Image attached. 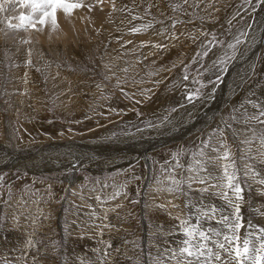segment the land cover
<instances>
[{"label":"rangeland","instance_id":"374dc122","mask_svg":"<svg viewBox=\"0 0 264 264\" xmlns=\"http://www.w3.org/2000/svg\"><path fill=\"white\" fill-rule=\"evenodd\" d=\"M85 1L82 0L79 4ZM109 1L112 0H105L103 4L99 0L96 1L99 3H93L101 10H111L115 5L111 4L114 1ZM123 1L126 4L118 12L119 19L125 22L122 29L104 22L106 14L94 11L92 17L98 16L103 23L111 25L106 30L108 33L97 29L98 23L92 22L91 30L94 34L90 39L91 44L81 45L75 37L72 38L70 46L74 50L73 54L63 48L61 34L53 33L50 41L41 40L44 56L40 60L33 55L29 56V50L15 51L10 47V43L17 40L19 34L27 32L29 35L31 28L25 32L6 30L0 37V133L6 126L15 136L16 147L26 148L30 145L44 150L47 148L44 141L49 140V137L65 141L67 135L76 144H85L74 148L63 160L60 158L59 161L64 162L63 168H55L54 172L44 171L34 175L23 169L0 170V243L2 237L5 239V232L1 237V228L9 229L6 224L12 222L15 225L12 229L19 230L14 241L16 244L20 243V251L24 249L27 252L32 261L29 264H42V261H46V264H61L63 256L65 260L62 264H70L72 257L77 258V252L81 257L87 252L103 253L102 249L114 247L118 252L115 264H119L118 259L126 260L124 264H140L139 259L142 261L143 258L146 263L149 261L157 264L160 261L162 264L163 259H166L162 251L177 249L183 239L178 230H173V226L178 224L175 219L177 214L172 207H168L170 204L180 203L182 197L174 196L172 202L164 200L162 204H153L154 201L149 202L145 198L149 192L147 190L152 189L154 192L157 188L162 193V170L175 166L174 156L184 164L190 160L189 153L196 151L201 141L214 129L223 128L224 123L228 122L234 130L240 131L246 126L231 117L242 120L254 114L253 104L264 105V4H260L259 11L253 14L254 11L251 10L257 5V0H251L250 4H244V0L242 4L241 0H198V7L195 8L192 6L193 0H188L186 4L183 0ZM17 2L19 4V0ZM25 8L23 6V10ZM229 15L233 17L227 26L220 18ZM133 16L138 18L133 19ZM175 18H179L180 22L173 27ZM11 22L17 24L19 20L12 19ZM143 24H151V27L138 33L130 32V29ZM65 25L67 22L63 24ZM249 25L250 31L239 47L238 62L224 82L225 86L219 88L223 94L220 92L216 96V100H220V97L222 99L220 107L218 100L213 106L206 108L203 112L206 113L205 117L203 113L196 115L204 105L202 102L191 104L185 99L186 95L183 96V93L186 84L183 85L184 89L181 85L187 80L181 79V76H189L188 80L192 82L188 86L191 90L199 89V96L209 89L213 90L220 73L214 66L218 61L216 58L224 57L226 52L232 55L233 50L227 48V45L235 43V39L241 32H246ZM158 28L162 29L163 35L153 36L151 31ZM98 34L100 36L97 39ZM209 35L224 36L220 47L217 49L215 46L207 56L197 57L198 52L205 51V48L201 50V45L206 39L209 41ZM24 37L29 38L27 35ZM129 41L131 43H127ZM142 42L146 46L142 47ZM154 45L163 47L159 49ZM50 46L58 47L59 50L53 51ZM194 57L197 59L196 63H192ZM29 59L30 65L27 63ZM229 61L232 63L233 59ZM185 65L188 66L187 73ZM20 72L21 75H18ZM194 76H197L196 81L192 78ZM211 76H215L214 79L207 78ZM215 80L217 81L214 82ZM204 81L205 87H201ZM190 113L193 115L188 116ZM198 116V120L202 117L205 119L194 128L190 119H197ZM201 126L202 129H197ZM253 126L258 133L264 131V126ZM225 134L228 143H236L240 151L232 132L226 129ZM253 147L255 154V148L259 144ZM85 151L90 152L83 153ZM255 166L260 172H264V165L259 160ZM176 172L180 175L183 169L176 168ZM70 176H76L78 180L72 183L66 181ZM110 181H115L118 190L125 186L130 192L127 198L114 200V205L110 208L121 223L112 224L119 227L114 232L112 229L108 232L103 226L109 217L112 218L103 211L108 204L95 201L94 197L91 198L90 190H85L95 187L103 192V187ZM248 182V189L251 191V181ZM201 187L203 185L194 184L192 192H197L195 189ZM252 193L254 198L259 197L254 191ZM204 195V203L207 197L211 201L219 197ZM197 196L200 197L199 192ZM146 202L167 210L171 217H166L167 221L163 220L166 218L159 219L152 213V209L148 211ZM191 210L185 209L182 213L188 215ZM242 212H245L243 207ZM81 216L91 217L85 221L86 226H91V234L81 236L85 240L75 233L71 234V229L78 226ZM192 219L197 221L195 214L191 221ZM215 224V221L211 222L212 227H219ZM125 228L128 229L123 231L127 233L125 238L116 241L108 239L111 235L115 238L113 234ZM36 239L42 245L39 249L49 246L50 259L41 258L37 246H28L29 241L32 244ZM144 239L151 246H146ZM63 241L66 242L65 245ZM130 243L137 248L133 247L131 250L129 246L123 247ZM145 249L150 258L146 256ZM29 259L24 256L22 262Z\"/></svg>","mask_w":264,"mask_h":264},{"label":"snow or ice","instance_id":"6c2138e0","mask_svg":"<svg viewBox=\"0 0 264 264\" xmlns=\"http://www.w3.org/2000/svg\"><path fill=\"white\" fill-rule=\"evenodd\" d=\"M188 0H183L186 4ZM258 3L264 4V0H257ZM24 7L31 9V14H20L18 17L5 16L7 27L15 31H26L31 28L40 31L37 25L45 26L49 21L55 27L58 23L57 13L62 10L65 13H71L72 10L82 7V4L72 3L70 0H19ZM251 0H244V4H250ZM17 0H0V13H10L15 11ZM194 8L198 7V0H193ZM180 7V6H177ZM176 10V8H174ZM138 17L133 16V19ZM12 19H18L19 23L13 24ZM176 21L175 23H179ZM175 23L173 27H175ZM151 24H143L139 27L130 29L132 33H138L141 30H147ZM246 36V32H241L240 36L235 39V43H229L227 48L233 50V54L227 52L224 57L215 62V67L221 73L227 70V63L230 59H234L237 46L242 43V38ZM29 43L30 41H24ZM127 43H131L130 41ZM219 44L215 36L208 41V47L203 53H197L199 56H207L212 47ZM141 46H146L143 42ZM160 48L161 45H154ZM31 52L29 50V56ZM196 57L192 63H196ZM27 63L30 65L31 60ZM127 71V69H124ZM188 66L185 65V73ZM184 80H188L189 76L184 75ZM220 77H217L219 80ZM119 86V82L118 85ZM204 85H201L203 87ZM99 87V85H97ZM195 93V95L193 94ZM199 98V89L190 91L185 99L192 103L194 99ZM249 103H252L249 101ZM255 112L250 117L242 120H236L246 127L240 131L232 128L228 122L224 123L223 128H216L209 136L201 141L198 149L189 153L190 160L184 164L179 162L177 156H174L175 166L169 170L167 176L168 192H175L188 196L193 191V185L199 184L203 187L195 189L200 193L199 203H186L185 207L192 209L187 217L177 216L175 219L178 224L173 226V230H178L183 239L177 249H169L166 255L168 260H175L176 264H264V227L245 225L240 214V205L244 200L245 188L243 184L248 183L249 178L256 180L260 185H264V176L256 168V161L259 160L264 165V131L257 132L253 126H264V105L253 104ZM229 130L233 134V138L239 143L242 163L237 166L236 159L227 143L225 130ZM258 143L259 147L255 148L253 154V145ZM176 168H182L183 173L177 178ZM215 173V174H214ZM217 195L222 198L231 209L230 213H226L224 209L218 208L215 204H205V195ZM264 194V193H262ZM115 198V197H112ZM99 199V197H97ZM173 207H179L173 205ZM197 218L196 223L191 222L192 215ZM215 221L219 227H212L211 222ZM241 229L244 230L242 236ZM31 247V241L28 242ZM160 264V261H157Z\"/></svg>","mask_w":264,"mask_h":264},{"label":"bare ground","instance_id":"6f19581e","mask_svg":"<svg viewBox=\"0 0 264 264\" xmlns=\"http://www.w3.org/2000/svg\"><path fill=\"white\" fill-rule=\"evenodd\" d=\"M97 1V0H96ZM100 1V0H99ZM114 1L113 3H111L112 5L114 4L115 6L113 8H111V10H101L100 7L97 5V4H94L93 3V0H86L83 4L82 7H79V8H76L74 10L71 11V13H65L64 11L60 10L58 11L57 13V20H58V23L57 25L54 27L52 24H51V21H49L45 26H40V25H37L38 28H41L40 31H36V30H33V29H29L30 32L29 35L27 34V32L24 34V35H27L29 38H25L24 35H20L17 36V40H14L10 43V47L12 50H15L17 51V49H25V50H30L31 52V55L35 56L36 59L40 60L43 56H44V50L42 48V44L40 43L41 40H48L50 41V37L54 34H61L60 36L61 37V40L64 44V49L69 51L70 53H74V50L72 49V46H70V40H72V38L75 37L76 41L79 43V44H91L92 40H90L94 34V32L91 30V27H92V22L94 24H97L98 23V26H97V29H100L102 30L103 32H106L108 33L106 30L109 26L111 25H114L116 27V29H122V25L125 23L123 20L119 19L120 16L118 15V12H120V8L122 6H124L126 3L123 1V0H112ZM112 1H109L112 2ZM72 2V1H70ZM76 3H79L80 1H75ZM75 2H72V3H75ZM107 2V1H106ZM20 4V3H19ZM18 2H17V6H16V9L15 11H12L10 13H0V37L2 36V33L3 31H6V30H10L8 27H7V21H5L4 17L7 15V16H10V17H18L20 14H27V12H31V9L28 8V10L24 9L23 10V6H19ZM86 4V5H84ZM94 4V6H92ZM108 4V3H106ZM22 5V4H21ZM96 5V6H95ZM109 9V8H108ZM96 11L97 13L99 14H106V17L104 19V22H108V23H111L110 24H105L103 23L100 18L97 16V17H92V13ZM253 13V12H252ZM109 17V18H108ZM67 22V25L63 26V24H66ZM114 27V28H115ZM13 31V30H11ZM16 32V31H15ZM25 32V31H24ZM21 33V32H20ZM18 34V33H16ZM100 34H98V36L96 37L97 39L99 38ZM58 37V36H57ZM60 39V38H59ZM24 41H30L29 43H25ZM48 41V42H49ZM248 41V40H247ZM44 43V42H43ZM244 46V45H243ZM58 47H55V46H50V49H52L53 51H58L59 49H57ZM160 49V48H159ZM128 50V49H127ZM153 53V52H152ZM21 56H23V53L20 54ZM238 56L234 58V61H232L231 65L233 67V69L235 68L236 66V63L238 62L237 60ZM253 66V65H252ZM232 69V70H233ZM231 70V71H232ZM14 71V70H13ZM22 71V70H21ZM19 72V71H18ZM22 72L18 73V75H21ZM233 73V72H232ZM240 74V73H239ZM23 76V74H22ZM21 76V77H22ZM13 77V76H12ZM228 76L225 77L224 82H226ZM232 79V78H231ZM223 85V84H222ZM221 85H219L220 87ZM230 86V84L228 85ZM237 87V86H236ZM221 88V87H220ZM220 90V89H219ZM226 90V89H225ZM9 91V90H7ZM10 92V91H9ZM223 92V91H222ZM263 92V91H261ZM223 94V93H222ZM219 95V94H217ZM216 95V96H217ZM264 95V94H263ZM216 98V97H215ZM257 98V97H256ZM198 103V102H197ZM203 104V103H202ZM204 105V104H203ZM192 108L194 107V105L191 106ZM220 107V106H219ZM217 108V107H216ZM215 108V109H216ZM187 109H190L187 108ZM219 112H220V109H219ZM184 113V112H183ZM187 113V112H186ZM213 113V112H212ZM210 113V114H212ZM215 113V112H214ZM218 113V111H217ZM216 114V113H215ZM193 114H189L188 116H192ZM204 117L206 116V113H203ZM220 115V114H219ZM131 116V115H130ZM216 116V115H215ZM204 117L201 118V120H198L199 116L197 117V119H193L191 120L190 119V123H191V126H193L194 128L197 127L198 124H200L202 122L203 119H205ZM211 119V118H209ZM7 120V118H6ZM178 120V119H176ZM8 121V120H7ZM210 121V120H209ZM207 122V121H206ZM208 123V122H207ZM209 124V123H208ZM9 126V125H8ZM207 126V125H206ZM202 129V126L197 128V129ZM196 129V130H197ZM140 131V130H139ZM138 131V132H139ZM150 131V130H149ZM194 131V130H193ZM3 132V133H2ZM2 132L0 133V170H3L5 168H11V169H23V170H27L29 171L31 174H34V175H37V173H40V172H44V171H53L55 168H63V163L59 161L60 158H64V156L66 155H69L70 154V151H73L74 148H77L79 146H84L85 144H76L74 141L71 140V137L69 138V136L67 137L66 135V139L65 141H63L64 139H59V138H55V137H49V140H45L44 141V146H46L47 148H44L43 149H37L35 147H32V146H27L26 148L24 147H16L15 144V136L11 134L10 131H8L7 127L4 126V128H2ZM144 132V131H143ZM190 132V131H189ZM191 133V132H190ZM144 134V133H143ZM151 134V133H150ZM172 135V134H170ZM169 135V136H170ZM184 135V134H183ZM169 136H166V137H169ZM174 136V135H173ZM128 138V137H127ZM139 138V137H138ZM145 138V137H144ZM151 140V139H150ZM154 140V139H153ZM176 140V139H175ZM142 141V140H141ZM173 141V140H172ZM60 143V144H54V143ZM64 142V143H63ZM128 142V141H127ZM136 142V141H135ZM146 142V141H145ZM171 142V141H170ZM153 143V142H151ZM91 144V143H89ZM87 143V145H89ZM93 144V143H92ZM91 144V145H92ZM113 144V142H112ZM258 144V143H256ZM31 145H35V144H31ZM95 145V144H93ZM106 145V144H105ZM114 145V144H113ZM142 145V144H141ZM255 145V144H254ZM42 146V145H40ZM97 146V145H96ZM101 146V145H100ZM118 146V145H117ZM125 146V145H124ZM124 146H123V149H124ZM131 146V145H130ZM133 146V145H132ZM140 146V145H139ZM137 146L136 150H138V147ZM143 146V145H142ZM150 146V145H149ZM102 147V146H101ZM257 147V146H256ZM89 147L87 146V149ZM92 148V147H91ZM90 148V149H91ZM254 148V147H253ZM48 149H53L48 151ZM86 149V150H87ZM93 149V148H92ZM102 149V148H101ZM126 150L129 151V149L125 148ZM134 149V148H133ZM142 149V148H141ZM151 149V147H150ZM42 150V151H41ZM117 150V149H116ZM125 150V152H127ZM98 151V150H97ZM123 151V150H121ZM133 151V150H132ZM140 151V149H139ZM88 151H85L83 153H86ZM90 152V151H89ZM88 152V153H89ZM95 152V151H94ZM136 152V151H135ZM123 153V152H122ZM142 153V152H141ZM13 154V156H11ZM15 154V155H14ZM87 154V153H86ZM91 154V153H90ZM89 154V155H90ZM128 154V153H127ZM136 154V153H135ZM139 154H137L138 156ZM82 156H86V155H83ZM146 156V155H145ZM147 157V156H146ZM53 158V159H52ZM85 159V158H84ZM68 160V159H67ZM70 160V159H69ZM130 160V159H129ZM66 161V160H65ZM60 163L61 166L59 165ZM70 163V162H69ZM132 163V162H131ZM132 166V165H131ZM258 167V166H257ZM259 170V169H258ZM263 171V170H262ZM261 171V172H262ZM54 172V171H53ZM215 174V173H214ZM262 176H264V172L261 173ZM259 178H256V180H253V179H249L251 181V188H252V192L254 191L256 194H259L258 196L259 197H255L253 199L254 201V208L256 209L255 210V214L257 215V219L260 220L261 222L264 223V188L263 186L264 185H260L257 180ZM78 178L76 176H70L66 179V181L68 182H75L77 181ZM200 186V185H199ZM153 188V187H151ZM149 191L147 194H146V200L149 201V202H153V204H162V202L164 201L163 199H161L159 197V189L155 188L154 192L153 190H147ZM151 192V193H150ZM155 196V197H153ZM212 196V195H211ZM215 196V195H213ZM255 196V195H254ZM150 197V198H149ZM218 197V196H217ZM164 203V202H163ZM208 203H211V204H215L218 208H221V209H224L226 213L230 212L231 209L229 208L228 205L224 204L221 199L218 197V199H215V200H212L211 201V198L210 197H207V201H205V204H208ZM146 202V207H148V211H151L152 209V213L158 217L159 219H163V218H168V217H171L170 215V212H168L167 210L157 206V205H150ZM145 207V208H146ZM33 209V208H32ZM35 209V208H34ZM24 210V208H23ZM26 210V209H25ZM191 210V209H190ZM192 211V210H191ZM19 213V212H18ZM22 213V212H20ZM169 213V214H168ZM81 214V213H80ZM83 214V213H82ZM173 214V213H172ZM19 218V217H18ZM167 218L166 219H163L164 221L166 220L167 221ZM192 218H193V215H192ZM87 219H91L90 216H87V217H84V216H81L79 218V221H78V226H72V227H75L73 229H71V234L74 235L77 234L80 238H82L81 236H85V235H90L91 234V226H86L85 225V221ZM170 219V218H169ZM19 220V219H18ZM24 220V219H23ZM82 220V221H81ZM193 220V219H192ZM9 221V220H8ZM105 222V219L103 220ZM23 223V221H21ZM73 222V221H72ZM24 223H25V220H24ZM17 224V223H16ZM168 224V223H166ZM173 224V222H172ZM20 225V224H19ZM18 225V226H19ZM89 225V224H87ZM90 225H93V224H90ZM169 225V224H168ZM216 225V224H215ZM6 226H8L7 230H4L3 228H1V237L3 236L2 234L5 232L4 234V237L5 239H3L2 237V242L0 243V264H29L31 263V259H29V256L27 255V252L24 251V249L20 251V243L16 244L15 243V239L18 237L19 235V230H15V229H12L15 225H13L12 222H10L8 225L6 224ZM24 226V225H22ZM94 226V225H93ZM100 226V225H99ZM166 226V225H165ZM21 227V226H19ZM172 227V226H171ZM23 228V227H22ZM29 228V227H28ZM95 228V227H94ZM102 228V227H101ZM100 228V229H101ZM170 228V227H169ZM27 229V227H26ZM98 229V228H97ZM93 230V229H92ZM108 232L111 231V228L107 229ZM171 232V230H170ZM21 235L23 233H20ZM26 234V233H25ZM92 236V235H91ZM21 238V237H20ZM28 238V237H27ZM70 238H72L70 236ZM176 238V237H175ZM85 240V238H82ZM94 239V237H93ZM18 240V239H17ZM87 240V239H86ZM173 240V239H172ZM169 241V240H168ZM180 241V240H179ZM175 242H176V239H175ZM174 242V243H175ZM23 245V244H22ZM76 246V245H75ZM170 247H173L171 245H169ZM168 246V247H169ZM16 247V248H15ZM23 248V246H22ZM80 248V247H79ZM156 248V247H155ZM26 249V248H25ZM84 251L83 248H80ZM157 250H159L157 248ZM167 249H165L164 251H162V254L164 255V257L166 259H163V263L162 264H176V262H172V261H169L168 262V258H167ZM89 251V250H88ZM95 251V250H94ZM160 251V250H159ZM25 252V253H24ZM78 253V252H77ZM77 258H74L72 257V260H70V264H115V257H112V256H108L109 254L105 255L104 253H101V252H87V254H89L87 256V254L85 256H81L79 257V255H77ZM35 255V254H34ZM24 256H27L29 260L24 261V263L22 262V258ZM37 257V256H35ZM39 258V256H38ZM42 258V257H41ZM41 258H40V262H41ZM79 258V259H78ZM33 259H36V258H33ZM69 260V259H68ZM76 260V261H75ZM31 261V262H29ZM37 261V260H36ZM108 261V262H107ZM26 262V263H25ZM29 262V263H28ZM38 262V261H37ZM44 264H46V261H42ZM117 262V261H116ZM42 263V264H43ZM36 264V263H35ZM39 264V263H38ZM41 264V263H40Z\"/></svg>","mask_w":264,"mask_h":264}]
</instances>
